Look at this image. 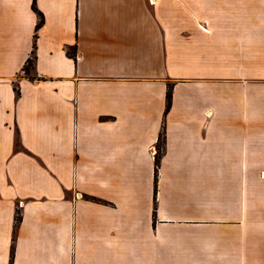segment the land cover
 Returning <instances> with one entry per match:
<instances>
[{"label": "crops", "instance_id": "obj_1", "mask_svg": "<svg viewBox=\"0 0 264 264\" xmlns=\"http://www.w3.org/2000/svg\"><path fill=\"white\" fill-rule=\"evenodd\" d=\"M32 6L0 0V264H264V0Z\"/></svg>", "mask_w": 264, "mask_h": 264}, {"label": "rangeland", "instance_id": "obj_2", "mask_svg": "<svg viewBox=\"0 0 264 264\" xmlns=\"http://www.w3.org/2000/svg\"><path fill=\"white\" fill-rule=\"evenodd\" d=\"M167 85H168L167 92H169L171 95V85L172 84L168 83ZM247 182H248L246 185L247 190L245 193L247 197V203L245 204V206L248 209L247 211H245V213L247 214L246 217H249L252 219H259L260 221L264 222V179L262 178L249 179L247 180ZM220 197H223V196L215 194V195H212L211 199L205 198L207 199V203L204 204V206H208V207L217 206L218 203L214 202L213 200H218ZM204 213L207 215L202 216V218L213 219V218H219L220 217L219 213L221 212L209 210V211H205ZM222 213H225V212L223 211Z\"/></svg>", "mask_w": 264, "mask_h": 264}, {"label": "trees", "instance_id": "obj_3", "mask_svg": "<svg viewBox=\"0 0 264 264\" xmlns=\"http://www.w3.org/2000/svg\"><path fill=\"white\" fill-rule=\"evenodd\" d=\"M33 10L36 12V15H37V23H36V26H35V31L37 32L43 25L44 23V18L42 16V14L40 12H38L36 10V7H35V0H33ZM32 68V62L31 60H28L27 63H26V66L24 67V72L27 73L28 72V69H31ZM16 93L18 94V92L16 91ZM170 100H171V95L169 92H167L166 94V108H165V111L167 112L169 110V107H170ZM164 143V139L162 136L159 137V140H158V145H157V154H156V157H155V161H154V166H155V172L157 171V167H158V164H159V154H160V149H161V146L163 145ZM19 217H16V220L15 222H19Z\"/></svg>", "mask_w": 264, "mask_h": 264}]
</instances>
